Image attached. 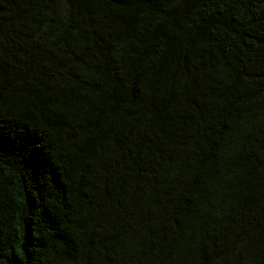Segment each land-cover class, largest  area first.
I'll use <instances>...</instances> for the list:
<instances>
[{"label":"trees","instance_id":"trees-1","mask_svg":"<svg viewBox=\"0 0 264 264\" xmlns=\"http://www.w3.org/2000/svg\"><path fill=\"white\" fill-rule=\"evenodd\" d=\"M0 264H264V0H0Z\"/></svg>","mask_w":264,"mask_h":264}]
</instances>
